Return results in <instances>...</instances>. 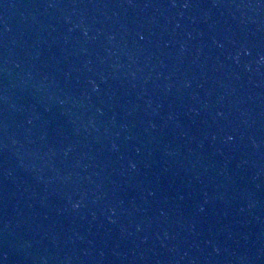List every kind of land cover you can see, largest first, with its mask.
I'll return each instance as SVG.
<instances>
[{
    "label": "water",
    "instance_id": "water-1",
    "mask_svg": "<svg viewBox=\"0 0 264 264\" xmlns=\"http://www.w3.org/2000/svg\"><path fill=\"white\" fill-rule=\"evenodd\" d=\"M0 264H264V0H0Z\"/></svg>",
    "mask_w": 264,
    "mask_h": 264
}]
</instances>
